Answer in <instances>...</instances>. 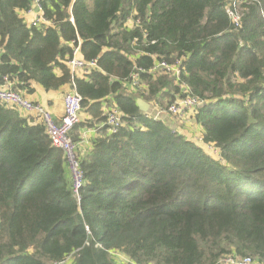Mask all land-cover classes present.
Returning <instances> with one entry per match:
<instances>
[{
    "label": "trees",
    "instance_id": "trees-1",
    "mask_svg": "<svg viewBox=\"0 0 264 264\" xmlns=\"http://www.w3.org/2000/svg\"><path fill=\"white\" fill-rule=\"evenodd\" d=\"M32 1L0 0V85L24 96L69 88L94 122L70 131L84 178L76 200L42 120L0 101V264H118L112 251L124 264H264V0H235L238 25L232 0H38L27 21ZM74 45L96 67L72 72ZM176 60L178 75L151 71ZM187 95L199 104L178 128L136 102ZM188 118L201 144L177 132ZM94 123L102 134L84 152L78 132Z\"/></svg>",
    "mask_w": 264,
    "mask_h": 264
},
{
    "label": "built area",
    "instance_id": "built-area-1",
    "mask_svg": "<svg viewBox=\"0 0 264 264\" xmlns=\"http://www.w3.org/2000/svg\"><path fill=\"white\" fill-rule=\"evenodd\" d=\"M245 1V0H241ZM235 0H232V6L226 8V13L230 16L231 20L235 25H238L239 14L235 11ZM36 9L37 13L40 11L39 1L33 0L31 9ZM264 21V13H263ZM38 18H36L37 20ZM138 21L127 22V25H130L132 28L136 27ZM79 46L74 45L72 47V54L68 60L69 67L72 72H80L81 70H88L93 67H96V59L89 61L83 60L79 55ZM175 64L167 63L166 61H159L151 69V71H156L159 69L164 73H169L171 75H178L179 68L178 63ZM131 85L132 88H138L139 83L136 73H132L131 76ZM0 101L6 104L7 106L15 107L23 112H34L43 122L45 130L52 142L53 145L62 149L63 153L66 156L68 162V168L70 172L71 180V190L72 195L76 200H79V191L83 184V172L79 167V162L77 160V144L73 141L70 136V131L72 127L80 121V111H81V97L74 91H68L63 94V115L59 121H55L49 110L42 107L39 103H36L21 93L15 92L11 89L10 83L6 82L5 85H0ZM199 104V100L194 96H184L178 100L164 106L162 110L166 111L171 117H176L178 119H184L188 112L192 110L196 105ZM121 113L117 108H110L107 111L105 124L108 127L109 132H115L121 121ZM200 141V140H199ZM208 151L213 154L217 159L220 156V150L217 146L206 145ZM225 264H260L251 260L249 257H243L240 259H226L223 261ZM56 264V263H48Z\"/></svg>",
    "mask_w": 264,
    "mask_h": 264
},
{
    "label": "crops",
    "instance_id": "crops-1",
    "mask_svg": "<svg viewBox=\"0 0 264 264\" xmlns=\"http://www.w3.org/2000/svg\"><path fill=\"white\" fill-rule=\"evenodd\" d=\"M38 16L39 14L37 13L36 9H32L30 11H27V13H24V17L26 18L27 21L36 20ZM32 88H33V92L30 94H27L26 97L36 103H39L42 107L49 110L53 119L55 121H59L63 115V101H62L63 94L66 93L69 90V88H67L65 91H61V90H48L47 91L39 87L38 85H32ZM126 91L132 93V91H135V89L130 87ZM107 100L108 101H103L104 111H105V106H108L107 110L115 107L111 103L112 101L110 97H108ZM144 102L147 103V109L146 111H142L143 113H145L146 115L155 117L157 119H161L165 121V123H167L169 126L173 127L172 125L173 120L171 119L172 117L168 113H166V111L162 110L164 106L159 107L153 102H147V101H144ZM20 112L22 115H28V114L36 115L34 112H26V113L23 111H20ZM85 119L92 120V122H94V120L91 119V117L87 115V113L81 112L80 120L83 121ZM179 121L177 122V124H180ZM100 129H101L100 123H94L90 127H87V126L82 127V130L80 131V133L78 132V137H80L81 139V143H79V148L80 149L83 148L84 152H88L91 148L92 139L102 134V131ZM200 130H201L200 127L194 124L192 119H189V122H187V124L181 125V127L177 129V132L184 135L187 139L198 143L196 139H198L197 135H199Z\"/></svg>",
    "mask_w": 264,
    "mask_h": 264
},
{
    "label": "rangeland",
    "instance_id": "rangeland-1",
    "mask_svg": "<svg viewBox=\"0 0 264 264\" xmlns=\"http://www.w3.org/2000/svg\"><path fill=\"white\" fill-rule=\"evenodd\" d=\"M166 106V105H165ZM172 120H173V126L174 127H177V125H179V124H177V122L179 121V119L178 118H176V117H172L171 118ZM180 122V121H179ZM178 128V127H177ZM196 141L198 142V143H200L199 142V138L198 139H196ZM201 144V143H200ZM209 154L211 155V156H213V154L212 153H210L209 152ZM111 255H112V257H113V259L118 263V264H124V263H126L127 261H128V258L123 254V253H121V252H118V251H112L111 252Z\"/></svg>",
    "mask_w": 264,
    "mask_h": 264
},
{
    "label": "water",
    "instance_id": "water-1",
    "mask_svg": "<svg viewBox=\"0 0 264 264\" xmlns=\"http://www.w3.org/2000/svg\"><path fill=\"white\" fill-rule=\"evenodd\" d=\"M137 105L141 111H146L147 103H145L141 98L136 99Z\"/></svg>",
    "mask_w": 264,
    "mask_h": 264
}]
</instances>
